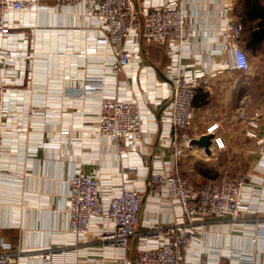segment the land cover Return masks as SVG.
I'll return each mask as SVG.
<instances>
[{
    "label": "crops",
    "instance_id": "0c3cea01",
    "mask_svg": "<svg viewBox=\"0 0 264 264\" xmlns=\"http://www.w3.org/2000/svg\"><path fill=\"white\" fill-rule=\"evenodd\" d=\"M163 1L132 3L139 7ZM38 3L34 9L10 12V27L0 34V82L7 108L0 132V249L15 255L7 264H116L122 249L98 236L107 222L92 216L82 234L66 228V178L75 166L94 174L105 201L119 186L120 163L130 161L136 165L131 182L141 199L128 253L151 221H185L176 198L147 184L149 169L158 165L184 174L194 188L219 174L244 180V209L236 216L186 222L201 250L198 262L187 256L188 264H227L236 249L264 264V235L259 233L264 140L256 142L243 132L246 116L264 104V0H185L186 35L195 41L171 49L166 41L138 36L116 73L108 66L112 51L100 38V19L83 0ZM231 21L241 23L237 40L248 59L245 69L229 66L221 48ZM182 68L200 71L199 82L191 124L172 127L165 117L168 73ZM98 74L99 85L78 92L86 77ZM103 95L137 103L141 129L132 148L123 139L94 131L93 115ZM211 121H216L224 146L190 142ZM258 132L264 138V119ZM45 250L48 259L41 254Z\"/></svg>",
    "mask_w": 264,
    "mask_h": 264
},
{
    "label": "built area",
    "instance_id": "2783aa9c",
    "mask_svg": "<svg viewBox=\"0 0 264 264\" xmlns=\"http://www.w3.org/2000/svg\"><path fill=\"white\" fill-rule=\"evenodd\" d=\"M70 1V0H55ZM89 12L95 14L102 24V40L111 46L112 57L108 66L116 73L128 61V48L136 42L138 36L152 41H166L171 49L178 48L184 42H194L187 37L185 0H164L152 6L136 7L132 0H83ZM38 0H0V34L8 31L10 12L23 8L34 9ZM241 28L239 21H231L226 26L227 36L221 40V48L226 54L229 66L245 69L248 59L237 37ZM200 71L182 68L168 73L170 80L169 97L166 102L165 117L172 127L188 126L192 121V97L199 82ZM102 76H88L85 87L97 86ZM4 89L0 82V132L7 111L4 102ZM260 119H264V104L252 108L246 116L243 132L252 136L256 142L264 140L258 132ZM93 129L98 135L112 140L123 139L132 148L140 134V110L134 99L118 95H103L99 98L93 115ZM216 121L205 126L210 131V143L215 148L224 146V139L215 131ZM65 133L66 128L60 130ZM188 137H186L187 139ZM2 138L0 136V144ZM136 173L134 162L120 163L118 188L103 201L99 194L98 178L75 166L68 174L67 192L64 203L65 225L69 230L82 234L88 229L92 216L107 222L98 236L106 243L122 249L116 264H188V255L198 262L201 250L200 241L186 222L193 218L209 217L219 214L236 216L244 209L241 202L244 180L241 175L219 174L203 180L194 188L186 176L176 170L164 171L158 165L152 166L147 173V184L174 197L180 204V217L171 222L151 221L137 234L134 247L127 252L129 238L136 233L137 212L141 194L131 180ZM259 233L264 235V221L259 226ZM193 244L194 248L187 249ZM187 249V251H186ZM49 258V251L41 253ZM233 259L227 264H255L251 254L234 250ZM14 252L0 249V264H7Z\"/></svg>",
    "mask_w": 264,
    "mask_h": 264
},
{
    "label": "water",
    "instance_id": "95a60500",
    "mask_svg": "<svg viewBox=\"0 0 264 264\" xmlns=\"http://www.w3.org/2000/svg\"><path fill=\"white\" fill-rule=\"evenodd\" d=\"M210 131L201 132L197 136H193L190 138V142H195L198 145H202L204 148L207 147L209 141H210Z\"/></svg>",
    "mask_w": 264,
    "mask_h": 264
}]
</instances>
